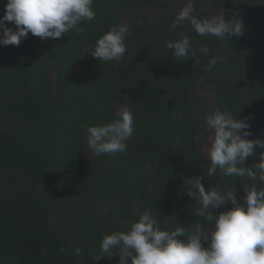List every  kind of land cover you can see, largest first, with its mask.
<instances>
[{
    "label": "trees",
    "instance_id": "trees-1",
    "mask_svg": "<svg viewBox=\"0 0 264 264\" xmlns=\"http://www.w3.org/2000/svg\"><path fill=\"white\" fill-rule=\"evenodd\" d=\"M177 1L94 0L96 17L79 34L29 33L18 46L0 45V264H118V246L109 258L101 238L126 231L146 210L161 228L208 229L186 194L187 178L200 177L206 191L233 188L241 204L247 183L264 188L207 177L201 147L209 145L203 118L211 110L199 91L203 80L215 111L248 118L247 139L264 140V0H193V15L242 21V35L227 40L199 36L188 22L174 28ZM120 23L129 28L121 59L93 58L97 38ZM181 35L199 62L173 57L166 45ZM204 46L208 55H200ZM211 56L223 61L206 71ZM116 104L132 111L133 136L124 153L96 155L86 128L115 118ZM261 152L243 166L259 163Z\"/></svg>",
    "mask_w": 264,
    "mask_h": 264
},
{
    "label": "clouds",
    "instance_id": "clouds-1",
    "mask_svg": "<svg viewBox=\"0 0 264 264\" xmlns=\"http://www.w3.org/2000/svg\"><path fill=\"white\" fill-rule=\"evenodd\" d=\"M93 5L94 0H6L4 15L0 17V45L18 46L29 33L42 40L58 39L70 32L79 34L83 31L81 25L96 17ZM193 12V0H187L175 15L173 27L188 22L197 35L222 40L243 33L239 19H226L222 12L200 18ZM5 21L12 22L15 30L5 27ZM128 32L126 24L110 26L97 38L89 54L105 63L119 61L126 51L124 41ZM166 46L177 59L191 58L199 62L186 35ZM199 51L200 55L210 52L207 46ZM218 61L222 62L223 58L211 56L204 70L211 71ZM235 115L230 110H217L203 118L211 133L207 177H240L264 185V152L259 153V163L243 166L255 148L264 149V140L247 139L248 118L236 119ZM134 130L133 113L125 106L112 120L86 128L87 147L96 155L124 153ZM185 181L186 194L195 200V214L207 222V230L198 222L191 230L182 226L161 228L158 219L146 210L126 231L103 235L100 252L110 258L118 246V264H264V188L258 190L255 184L247 183L241 204L233 188L206 191L200 177ZM229 202L233 207L213 215L212 209ZM80 253V247L74 248V255ZM102 257L105 256H97L95 261Z\"/></svg>",
    "mask_w": 264,
    "mask_h": 264
},
{
    "label": "rangeland",
    "instance_id": "rangeland-1",
    "mask_svg": "<svg viewBox=\"0 0 264 264\" xmlns=\"http://www.w3.org/2000/svg\"><path fill=\"white\" fill-rule=\"evenodd\" d=\"M186 2H187V0H178L176 2L178 12L185 5ZM51 78H53V77H51ZM200 85H202V87L200 88L199 91H200L203 107L210 109L211 112H214L215 110L213 108V104H212V100H211V94L208 90L203 88V87H208V85L203 80L200 81ZM115 107L117 108V111H119L121 109V107L117 104L115 105ZM203 126H204L203 129H206V125L203 124ZM210 138H211V133H209V136H208L209 141H210ZM207 147H208V145L201 147V151L204 155H207Z\"/></svg>",
    "mask_w": 264,
    "mask_h": 264
}]
</instances>
